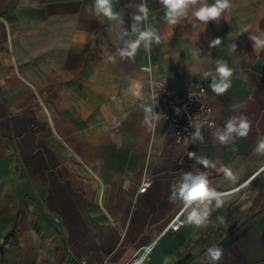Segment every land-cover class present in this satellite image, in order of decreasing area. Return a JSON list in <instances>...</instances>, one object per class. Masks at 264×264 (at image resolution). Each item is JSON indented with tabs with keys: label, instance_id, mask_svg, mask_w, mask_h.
I'll list each match as a JSON object with an SVG mask.
<instances>
[{
	"label": "crops",
	"instance_id": "obj_1",
	"mask_svg": "<svg viewBox=\"0 0 264 264\" xmlns=\"http://www.w3.org/2000/svg\"><path fill=\"white\" fill-rule=\"evenodd\" d=\"M230 2L205 23L194 13L215 0H196L172 24L161 0H112L111 20L94 0H0V264H126L154 241L148 264H213L212 246L215 264H264V0ZM148 30L160 42L122 57ZM218 61L232 69L223 94ZM151 78L205 87L213 129L178 142ZM241 118L247 135L228 134ZM201 175L225 195L188 205L180 186ZM182 209L185 226L165 233Z\"/></svg>",
	"mask_w": 264,
	"mask_h": 264
},
{
	"label": "clouds",
	"instance_id": "obj_2",
	"mask_svg": "<svg viewBox=\"0 0 264 264\" xmlns=\"http://www.w3.org/2000/svg\"><path fill=\"white\" fill-rule=\"evenodd\" d=\"M161 2L164 4V6L167 9L166 13V19L169 23L175 24L177 23V15H183L185 10L188 8L189 4L195 3L196 0H161ZM32 7H37L36 5H31ZM94 7L96 9V13L100 14L103 13V15L108 18L109 20L115 19L117 17V14L113 12L112 8V0H94ZM231 2L230 0H215V3L208 5L204 4L201 6L198 10L195 11L194 15L195 17L207 23L211 20H216L221 13L231 8ZM140 11L147 13V8L145 5H141ZM141 17L137 16L136 20H140ZM152 39H155L157 43L160 42V37L156 35V33L153 30L144 31L140 34L137 41L131 43L129 45L130 51H121V56H128L131 57L135 54L137 48L139 47V44L141 41H151ZM255 39V38H254ZM221 43V40L219 38L215 39L212 42L211 46H216ZM256 46L258 47H264V41L262 40H256ZM146 51L148 50L147 44L145 45ZM216 72L219 75V83H213L211 85L213 91L217 94H223L228 90L229 87H231V80L230 77L232 75V69H230L226 62L218 61L217 62V68ZM135 87L139 89L141 86L139 84H136ZM136 95H139V92L136 93ZM146 112H151L152 109L149 107L145 110ZM158 118V117H157ZM249 130V122L246 118H241L239 123V128H235L234 124L232 122H229L227 125V133L230 134L233 131H237L238 134L241 137H244L247 135ZM199 136V132L196 134ZM203 139L202 137H200ZM220 141L223 143L228 139V135H221L219 137ZM260 149H264V141H262L259 145L258 151ZM194 153H189V157L193 156ZM201 163H203L205 166L208 165L207 160H201ZM224 175L230 179L235 180V176L233 172L225 167L223 169ZM188 182L183 183L180 186V195L182 196L183 200L186 202V204L190 205L193 201H204L211 198H218L222 195H225V193H218L214 189L209 188V182L206 176H197L195 178H186ZM206 220V214L204 216L199 215L196 211H193L188 221L189 223L194 224L196 227H201L205 225ZM150 251V249L148 250ZM223 254V249L219 246H212L209 247L206 251V255L210 258V260L215 264V262H218L221 260ZM143 257H141V260L138 262V264H142Z\"/></svg>",
	"mask_w": 264,
	"mask_h": 264
},
{
	"label": "built area",
	"instance_id": "obj_3",
	"mask_svg": "<svg viewBox=\"0 0 264 264\" xmlns=\"http://www.w3.org/2000/svg\"><path fill=\"white\" fill-rule=\"evenodd\" d=\"M142 70L151 72L150 66H143ZM147 96L152 102H161L164 107V120L168 128L176 135L177 141L184 139L192 141L197 139L203 131L211 130L215 126V114L207 103L206 88L201 85H193L184 93L172 91L165 80L149 79ZM152 187V181L145 177L139 188L140 193H145ZM179 211L169 222L166 232H178L185 226L183 213ZM158 241L142 246L135 251L126 264H138L143 257L142 264H148L151 260L153 249ZM150 249V251H148ZM73 264H96L87 257L71 255Z\"/></svg>",
	"mask_w": 264,
	"mask_h": 264
},
{
	"label": "trees",
	"instance_id": "obj_4",
	"mask_svg": "<svg viewBox=\"0 0 264 264\" xmlns=\"http://www.w3.org/2000/svg\"><path fill=\"white\" fill-rule=\"evenodd\" d=\"M218 173H220V171H216V172H214L213 174H218Z\"/></svg>",
	"mask_w": 264,
	"mask_h": 264
}]
</instances>
